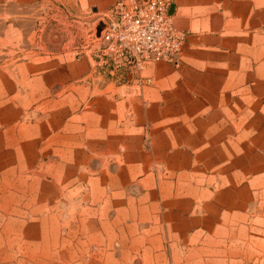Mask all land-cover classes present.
Segmentation results:
<instances>
[{
    "label": "crops",
    "instance_id": "obj_1",
    "mask_svg": "<svg viewBox=\"0 0 264 264\" xmlns=\"http://www.w3.org/2000/svg\"><path fill=\"white\" fill-rule=\"evenodd\" d=\"M169 3L151 82L89 51L0 69V264H264V0Z\"/></svg>",
    "mask_w": 264,
    "mask_h": 264
},
{
    "label": "rangeland",
    "instance_id": "obj_2",
    "mask_svg": "<svg viewBox=\"0 0 264 264\" xmlns=\"http://www.w3.org/2000/svg\"><path fill=\"white\" fill-rule=\"evenodd\" d=\"M93 15L89 8L79 12L74 0H0V69L18 72L27 61L40 68L87 52Z\"/></svg>",
    "mask_w": 264,
    "mask_h": 264
},
{
    "label": "built area",
    "instance_id": "obj_3",
    "mask_svg": "<svg viewBox=\"0 0 264 264\" xmlns=\"http://www.w3.org/2000/svg\"><path fill=\"white\" fill-rule=\"evenodd\" d=\"M169 0H115L106 10L108 28L89 33L88 49L110 73L130 71L137 81L151 82L143 69L159 62L176 64L186 42L169 12Z\"/></svg>",
    "mask_w": 264,
    "mask_h": 264
},
{
    "label": "water",
    "instance_id": "obj_4",
    "mask_svg": "<svg viewBox=\"0 0 264 264\" xmlns=\"http://www.w3.org/2000/svg\"><path fill=\"white\" fill-rule=\"evenodd\" d=\"M170 13H172L171 10H169ZM108 22L106 19L99 17L97 19H95L92 22V35L95 37H99L101 35V33L108 28Z\"/></svg>",
    "mask_w": 264,
    "mask_h": 264
}]
</instances>
